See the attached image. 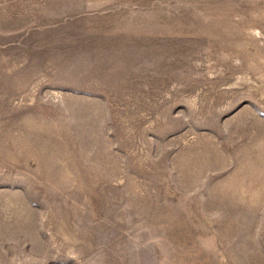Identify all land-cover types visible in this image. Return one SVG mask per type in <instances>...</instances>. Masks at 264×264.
I'll use <instances>...</instances> for the list:
<instances>
[{
	"label": "rangeland",
	"instance_id": "1",
	"mask_svg": "<svg viewBox=\"0 0 264 264\" xmlns=\"http://www.w3.org/2000/svg\"><path fill=\"white\" fill-rule=\"evenodd\" d=\"M0 264H264V0H0Z\"/></svg>",
	"mask_w": 264,
	"mask_h": 264
}]
</instances>
